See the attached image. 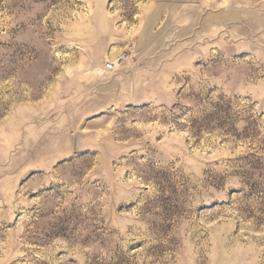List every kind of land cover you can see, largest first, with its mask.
<instances>
[{"label": "rangeland", "instance_id": "374dc122", "mask_svg": "<svg viewBox=\"0 0 264 264\" xmlns=\"http://www.w3.org/2000/svg\"><path fill=\"white\" fill-rule=\"evenodd\" d=\"M0 264H264V0H0Z\"/></svg>", "mask_w": 264, "mask_h": 264}, {"label": "built area", "instance_id": "2783aa9c", "mask_svg": "<svg viewBox=\"0 0 264 264\" xmlns=\"http://www.w3.org/2000/svg\"><path fill=\"white\" fill-rule=\"evenodd\" d=\"M105 69L107 71H114L116 69V62L111 61V62L106 63Z\"/></svg>", "mask_w": 264, "mask_h": 264}]
</instances>
